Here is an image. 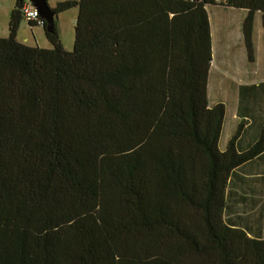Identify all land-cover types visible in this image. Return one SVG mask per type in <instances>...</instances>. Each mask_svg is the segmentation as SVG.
<instances>
[{"label":"trees","instance_id":"1","mask_svg":"<svg viewBox=\"0 0 264 264\" xmlns=\"http://www.w3.org/2000/svg\"><path fill=\"white\" fill-rule=\"evenodd\" d=\"M63 0L75 40L17 39L24 0L0 38V264H264V233L224 217L229 174L255 151H225L207 97L206 3ZM31 25H36L30 22ZM46 22L44 23V29Z\"/></svg>","mask_w":264,"mask_h":264},{"label":"crops","instance_id":"2","mask_svg":"<svg viewBox=\"0 0 264 264\" xmlns=\"http://www.w3.org/2000/svg\"><path fill=\"white\" fill-rule=\"evenodd\" d=\"M211 61L207 79L210 105L223 103L219 148L236 135L238 153L254 155L229 174L224 217L250 236L264 233V15L258 10L251 30L252 58L244 31L248 9L226 2L206 3Z\"/></svg>","mask_w":264,"mask_h":264},{"label":"rangeland","instance_id":"3","mask_svg":"<svg viewBox=\"0 0 264 264\" xmlns=\"http://www.w3.org/2000/svg\"><path fill=\"white\" fill-rule=\"evenodd\" d=\"M31 2L30 0H24ZM50 8L57 5L63 0H47ZM16 6V0H0V38L9 35V22L11 14ZM78 16V7L74 6L59 12L54 17V23L59 33L60 39L64 47L71 50L75 40V22ZM17 39L29 46H40L44 48H52V44L45 34V29L41 25H31L26 19H22Z\"/></svg>","mask_w":264,"mask_h":264},{"label":"water","instance_id":"4","mask_svg":"<svg viewBox=\"0 0 264 264\" xmlns=\"http://www.w3.org/2000/svg\"><path fill=\"white\" fill-rule=\"evenodd\" d=\"M34 7L38 10L40 16L45 20L46 31H52L54 28L55 14L50 8L47 0H30Z\"/></svg>","mask_w":264,"mask_h":264},{"label":"built area","instance_id":"5","mask_svg":"<svg viewBox=\"0 0 264 264\" xmlns=\"http://www.w3.org/2000/svg\"><path fill=\"white\" fill-rule=\"evenodd\" d=\"M219 2V1H217ZM24 19L28 22H33L36 25L44 26L45 20L40 16L38 10L34 7L31 2H23L21 8Z\"/></svg>","mask_w":264,"mask_h":264}]
</instances>
